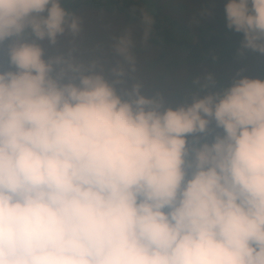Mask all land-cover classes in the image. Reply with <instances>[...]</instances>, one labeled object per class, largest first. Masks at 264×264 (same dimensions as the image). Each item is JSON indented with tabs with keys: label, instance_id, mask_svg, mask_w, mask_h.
I'll list each match as a JSON object with an SVG mask.
<instances>
[{
	"label": "clouds",
	"instance_id": "9594fccd",
	"mask_svg": "<svg viewBox=\"0 0 264 264\" xmlns=\"http://www.w3.org/2000/svg\"><path fill=\"white\" fill-rule=\"evenodd\" d=\"M223 9L264 56V0ZM81 32L64 0H0V264H264V79L148 93L130 38L106 73L61 48Z\"/></svg>",
	"mask_w": 264,
	"mask_h": 264
},
{
	"label": "trees",
	"instance_id": "16d2710c",
	"mask_svg": "<svg viewBox=\"0 0 264 264\" xmlns=\"http://www.w3.org/2000/svg\"><path fill=\"white\" fill-rule=\"evenodd\" d=\"M64 6L76 15L106 17L102 25L111 26L105 35L107 45L114 47L116 39L122 36L132 40L136 71L131 75L143 83L148 93L162 91L180 100L185 93L192 92L195 77L212 74L219 88L229 85L242 69H238V63L260 57L258 63L264 66V56L257 52L238 55L242 34L227 29L224 19L212 15L205 25L190 27L178 17L179 5L166 4L165 0H64ZM92 39L87 48L81 51L72 48L69 55L88 61L110 51L103 46L104 41L93 44L99 38ZM74 43L82 41L76 38ZM142 48L149 52H143ZM4 59L0 52V61ZM243 74L255 78L251 71Z\"/></svg>",
	"mask_w": 264,
	"mask_h": 264
},
{
	"label": "rangeland",
	"instance_id": "374dc122",
	"mask_svg": "<svg viewBox=\"0 0 264 264\" xmlns=\"http://www.w3.org/2000/svg\"><path fill=\"white\" fill-rule=\"evenodd\" d=\"M165 2L166 4L171 3L173 6L179 5L178 13L181 16L178 17H181L183 20H185L183 23L189 25L190 27H195L199 26L200 24L206 23V21L212 15L224 19V23H226L223 9L225 0H165ZM205 9H211L213 11V14H202L204 13ZM78 16H80L82 19V32L78 37L81 39L82 43L77 44L74 43V40L69 41V38H63L61 42V48L65 51L66 54H69L68 52L72 48L81 51V48H87V45H89L91 40H93V36H95V40L99 38V41L96 40L93 44H101L104 41L103 46L108 47L110 51L100 54V57L96 60L103 66L104 71L108 73L110 71L109 69H111V67L117 62L122 61V59L117 57L119 55L115 52L114 47H111L110 44H106L105 35L107 30L111 26L108 23L106 25L102 24L106 22L107 18L87 14L85 17L81 14H78ZM142 51L149 52L148 50L143 48ZM83 59L86 58L83 57L82 60ZM258 61H260V57H258V59L255 58L249 60L247 63L242 65V69H244V73H250L251 71V73L255 75V78L264 79V75L262 74L264 66L260 65ZM192 91H195L194 85L192 87Z\"/></svg>",
	"mask_w": 264,
	"mask_h": 264
}]
</instances>
